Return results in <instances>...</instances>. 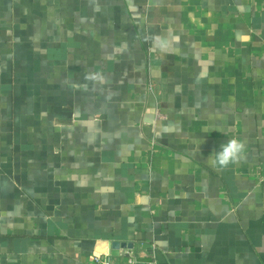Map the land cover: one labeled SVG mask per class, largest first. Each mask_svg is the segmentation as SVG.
<instances>
[{
  "label": "crops",
  "instance_id": "obj_1",
  "mask_svg": "<svg viewBox=\"0 0 264 264\" xmlns=\"http://www.w3.org/2000/svg\"><path fill=\"white\" fill-rule=\"evenodd\" d=\"M127 251L264 264V0H0V264Z\"/></svg>",
  "mask_w": 264,
  "mask_h": 264
},
{
  "label": "clouds",
  "instance_id": "obj_2",
  "mask_svg": "<svg viewBox=\"0 0 264 264\" xmlns=\"http://www.w3.org/2000/svg\"><path fill=\"white\" fill-rule=\"evenodd\" d=\"M218 131V130H217ZM246 153V142L239 137H232L220 145L218 151H213L207 163L217 171H223L230 165L238 164L244 159Z\"/></svg>",
  "mask_w": 264,
  "mask_h": 264
},
{
  "label": "water",
  "instance_id": "obj_3",
  "mask_svg": "<svg viewBox=\"0 0 264 264\" xmlns=\"http://www.w3.org/2000/svg\"><path fill=\"white\" fill-rule=\"evenodd\" d=\"M107 242H101L97 245L96 251L100 254H103L107 252ZM112 254L113 255H119L120 248H126V247H132V244L126 243V242H120V241H114L112 243Z\"/></svg>",
  "mask_w": 264,
  "mask_h": 264
},
{
  "label": "built area",
  "instance_id": "obj_4",
  "mask_svg": "<svg viewBox=\"0 0 264 264\" xmlns=\"http://www.w3.org/2000/svg\"><path fill=\"white\" fill-rule=\"evenodd\" d=\"M95 255H96L95 257L96 261L100 262V260L102 259V256L100 254H95ZM127 255L129 257L128 264H135V261L132 256V252L127 251ZM103 264H112L111 258L110 257L105 258V260L103 261Z\"/></svg>",
  "mask_w": 264,
  "mask_h": 264
}]
</instances>
